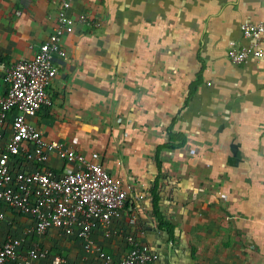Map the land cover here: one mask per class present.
I'll return each instance as SVG.
<instances>
[{
	"label": "crops",
	"instance_id": "0c3cea01",
	"mask_svg": "<svg viewBox=\"0 0 264 264\" xmlns=\"http://www.w3.org/2000/svg\"><path fill=\"white\" fill-rule=\"evenodd\" d=\"M50 1L0 0V96L5 72L49 38ZM66 15L51 104L29 121L42 139L98 154L142 196L128 230L154 264H264V36L263 58L225 56L241 23L264 24V0H72ZM47 165L76 169L54 154ZM5 215L0 239L29 225ZM93 241L115 259L127 250L120 236ZM42 244L67 264H95L74 241Z\"/></svg>",
	"mask_w": 264,
	"mask_h": 264
},
{
	"label": "built area",
	"instance_id": "2783aa9c",
	"mask_svg": "<svg viewBox=\"0 0 264 264\" xmlns=\"http://www.w3.org/2000/svg\"><path fill=\"white\" fill-rule=\"evenodd\" d=\"M72 0H51L56 19L49 38L30 60L12 65L4 75L5 91L0 96V225L5 213L29 222L21 234L6 231L0 239V264H67L65 257L45 248L42 239L74 241L85 259L95 264H154L157 255L134 238L128 226H135V206L142 196L134 195L128 184L107 172L97 162L98 154L86 160L74 148L46 142L29 122L50 106L47 87L56 75L54 59L64 60L60 38L72 32L66 15ZM78 23L95 27L83 15ZM240 40L226 44L225 56L234 65L263 58V23H241ZM245 41V43H242ZM199 150L195 147L194 151ZM54 154L73 163L70 172L55 171L47 165ZM125 219L126 227L113 230L115 220ZM108 240L120 236L126 252L114 258L93 241L94 235Z\"/></svg>",
	"mask_w": 264,
	"mask_h": 264
},
{
	"label": "trees",
	"instance_id": "16d2710c",
	"mask_svg": "<svg viewBox=\"0 0 264 264\" xmlns=\"http://www.w3.org/2000/svg\"><path fill=\"white\" fill-rule=\"evenodd\" d=\"M169 136V135H168ZM172 137H170L169 136V139H171ZM165 147L167 148V147H172V145L169 143V144H167V145H165ZM157 165H158V163H157ZM154 201V200H153ZM152 214H153V216H157L158 214H157V212H156V209L155 208H153V210H152Z\"/></svg>",
	"mask_w": 264,
	"mask_h": 264
},
{
	"label": "rangeland",
	"instance_id": "374dc122",
	"mask_svg": "<svg viewBox=\"0 0 264 264\" xmlns=\"http://www.w3.org/2000/svg\"><path fill=\"white\" fill-rule=\"evenodd\" d=\"M106 158H108V160H109L108 154H107V157H106ZM108 160H107V161H108ZM109 162H110V160L108 161V163H109ZM102 167H103L104 169H106L105 166L102 165ZM107 170L110 171L109 169H107ZM76 252H77V251H73V256L76 255Z\"/></svg>",
	"mask_w": 264,
	"mask_h": 264
}]
</instances>
